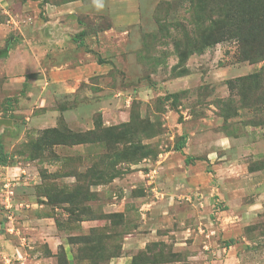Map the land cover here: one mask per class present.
<instances>
[{"label": "rangeland", "instance_id": "374dc122", "mask_svg": "<svg viewBox=\"0 0 264 264\" xmlns=\"http://www.w3.org/2000/svg\"><path fill=\"white\" fill-rule=\"evenodd\" d=\"M1 23L63 68L41 110L0 89V264H264V0H0Z\"/></svg>", "mask_w": 264, "mask_h": 264}, {"label": "crops", "instance_id": "0c3cea01", "mask_svg": "<svg viewBox=\"0 0 264 264\" xmlns=\"http://www.w3.org/2000/svg\"><path fill=\"white\" fill-rule=\"evenodd\" d=\"M2 7L3 6H1V8ZM65 9L66 8H63L61 10L65 11ZM46 24H49V22H47ZM0 25H2V23ZM65 25L66 22H64V26ZM64 26L62 25V26H58L57 29L55 28L51 29L54 32L58 31L59 33L62 34V36L64 37V40L62 39L63 43L66 39L65 37L67 36V34L62 30ZM2 29L0 33V82H4L5 80V82L7 83L5 85L4 83L1 84L0 89H2L3 93H5L7 97L15 96L16 94V100H17V102H15L16 103L15 110L10 113L17 115L18 113L16 112L22 110L19 113L23 114L24 109H28L27 108L28 106L37 102H38L37 104H39L38 109L41 110L43 107L47 106L51 101H53V99L56 97V93L60 90L61 87L60 85L55 84L56 82H53L54 80H52L51 76L57 78L58 72L61 71L63 67L62 66L56 67L57 65L53 61L54 56H52V58L48 56L51 55L52 51H53V55L57 56L59 51L54 52V50L51 49L53 43L49 44L50 46L49 45L47 46L44 40L41 41L40 39H35L33 40V45H32L33 50H31V48L27 50L24 49V52L18 54L20 48H22L23 45L19 44L18 46H16L14 43L15 38L13 36L8 38V41L6 43L4 39L7 38V34L9 32L5 31L4 28ZM49 40H51V38H49ZM27 41L28 39L24 38V42L27 43ZM16 60L22 61L23 62L22 66H17ZM26 76L29 78L32 77V79H26L27 80L26 81L25 80ZM44 85L46 86L47 89L43 87ZM19 90L23 91L24 93L23 94L18 93ZM8 109H9L8 100H6L5 104L0 103V115L2 113L4 115L6 111H8ZM17 126H20V132H22L21 130L22 125H20V123H18L16 119L0 118L1 144L4 145L6 139L9 138L7 137L5 139V135L8 130H12L13 131L12 134L15 135L13 136L12 134H10L11 132L8 131V133L12 135L13 138V139L9 138L11 141H13L15 138L18 137L19 134H18ZM1 236L2 235H0V239ZM0 245H3V242H1V240H0Z\"/></svg>", "mask_w": 264, "mask_h": 264}, {"label": "trees", "instance_id": "16d2710c", "mask_svg": "<svg viewBox=\"0 0 264 264\" xmlns=\"http://www.w3.org/2000/svg\"><path fill=\"white\" fill-rule=\"evenodd\" d=\"M259 77L260 76H256L257 80L260 79ZM185 140H186V136H181L180 141L178 142L175 148L177 151H181L185 143ZM193 159L194 158L187 157L185 159V163L188 164ZM9 163H10V157L6 152H4L3 145L0 143V166L6 167Z\"/></svg>", "mask_w": 264, "mask_h": 264}, {"label": "built area", "instance_id": "2783aa9c", "mask_svg": "<svg viewBox=\"0 0 264 264\" xmlns=\"http://www.w3.org/2000/svg\"><path fill=\"white\" fill-rule=\"evenodd\" d=\"M10 194H12L13 193V190H10V192H9ZM8 202H6V204H7ZM9 208V206H7L6 207V209H8Z\"/></svg>", "mask_w": 264, "mask_h": 264}]
</instances>
